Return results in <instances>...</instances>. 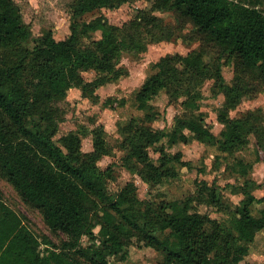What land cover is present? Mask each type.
Segmentation results:
<instances>
[{
  "label": "trees",
  "instance_id": "1",
  "mask_svg": "<svg viewBox=\"0 0 264 264\" xmlns=\"http://www.w3.org/2000/svg\"><path fill=\"white\" fill-rule=\"evenodd\" d=\"M138 0H73L70 35L58 41L52 30L35 37L16 0H0V178L22 201L37 209L52 236L37 235L27 218L0 194V264H117L130 248H152L161 264H251L245 262L257 235L264 231V188L250 177L253 165L238 159L229 168L240 177L228 185L242 194L238 205L227 204L215 184H198L196 196L184 199H140L138 187L128 182L110 191L113 166L99 162L111 154L103 124L93 134V150L83 151V134L72 131L58 138L65 113L60 103L71 90L83 102H99L97 91L128 74L120 67L125 52L140 54L149 45L172 40L175 31L155 12L172 11L193 27L201 49L187 55L169 54L155 65L136 94L137 108L148 122L159 118L152 102L162 92L170 99L185 98V112L171 131L155 129L131 119L121 126L123 166L150 188L180 178V168L191 164L168 149L193 140L222 153L235 155L255 137L256 160L264 162V112H231L264 88V9L260 0H144L152 8L140 10L122 26L106 12ZM100 33V38L95 35ZM215 47L235 65L227 83L219 60L207 62L206 48ZM94 72L89 80L86 73ZM214 80L212 93L223 95L213 133L201 111L202 85ZM125 105L107 99V107ZM151 150L158 155L155 160ZM214 207L228 217L213 219L195 203ZM98 229V231H96ZM56 237V241L53 240ZM87 238L88 244L83 240Z\"/></svg>",
  "mask_w": 264,
  "mask_h": 264
},
{
  "label": "rangeland",
  "instance_id": "2",
  "mask_svg": "<svg viewBox=\"0 0 264 264\" xmlns=\"http://www.w3.org/2000/svg\"><path fill=\"white\" fill-rule=\"evenodd\" d=\"M240 1V0H238ZM244 1V0H243ZM256 1V0H252ZM19 4L25 21L30 24L35 37L41 36L44 31L52 30L56 40H65L71 33V4L73 0H16ZM259 7L264 9V0H260ZM152 8V2L138 0L124 4L115 11L106 12L109 21L117 26H122L135 18L138 11ZM171 29L175 31L172 40L154 43L148 46L147 51L135 54L125 52L120 60V67L127 69L128 74L120 80L101 87L97 94L99 102H83L81 92L77 89L70 91L67 99L59 105L65 113V119L60 125L58 138L72 131H79L83 134V151L85 153L93 150V134L91 131L98 125L103 124L106 130V139L111 149V154L105 156L99 166L102 170L113 166L114 179L110 181V191L118 193L128 182H134L138 187L139 198L154 199L160 201L180 200L189 196H196L198 184L206 182L208 185L215 184L221 190L224 201L232 206L238 205L243 199L242 194H234L228 189V185L241 182L240 177L229 168L238 159L253 165L250 177L261 183L264 180V162L256 160L255 137L247 148L238 151L231 156L222 153L217 147L204 145L197 140L190 143H179L168 151L171 154H182V160L189 162L191 168H180V178L168 181L163 185L150 188L142 179L123 166V158L126 153L121 143L124 139L121 126L127 124L131 119H136L143 124L152 126L155 129L171 131L175 118L183 115L185 98L172 100L166 92L157 96L152 104L159 111V118L154 122H148L144 113L137 108L136 94L147 78L156 73L155 65L161 58L169 54L187 55L194 50H200L201 42L196 39L193 27L190 24L181 22L172 11L155 12ZM100 38V33L95 35ZM221 56L223 75L227 83L232 84L235 78V65L213 47L206 48V61L219 60ZM89 80L94 79L95 73H86ZM213 79L204 82L201 88L203 94L201 111L206 114V122L213 133L219 135L223 125L218 122V111L223 107L224 96L217 97L212 93ZM124 101L125 105L107 107L104 103L107 99ZM261 109L264 112V88L258 96L244 101L236 110L231 112V117H239L248 111ZM151 156L157 160L159 155L151 150ZM0 194L22 216L27 218L28 226L37 235L46 234L52 236L45 225L40 212L26 205L15 189L6 181L0 178ZM254 194L258 198L264 197V188L257 189ZM264 208V204L257 205L256 209ZM195 209L203 214L210 215L213 219L224 220L228 216L217 211L216 208L208 205L195 203ZM98 231V229L96 230ZM53 240L56 241V237ZM84 245L88 244L87 238L83 240ZM264 264V231L257 235L255 242L251 245L250 254L244 263ZM114 264V262H112ZM162 257L152 248L139 247L134 244L130 248L126 261L117 264H161Z\"/></svg>",
  "mask_w": 264,
  "mask_h": 264
}]
</instances>
